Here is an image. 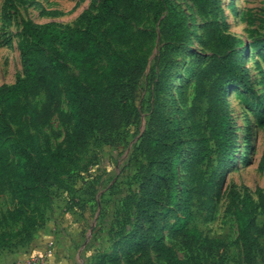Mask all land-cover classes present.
<instances>
[{
  "label": "trees",
  "instance_id": "16d2710c",
  "mask_svg": "<svg viewBox=\"0 0 264 264\" xmlns=\"http://www.w3.org/2000/svg\"><path fill=\"white\" fill-rule=\"evenodd\" d=\"M16 1L24 3L6 0L2 7L5 24L10 23L9 9ZM192 1L207 15L210 0ZM149 18L158 24L162 48L181 50L194 39L202 50L193 54L194 64L187 72L194 86L186 118L175 115L176 101L170 94V74L178 63L167 62L160 72L153 71L156 98L169 97L171 108L154 103L134 151L132 163L140 178L132 198L136 218L119 243L130 253L152 252L164 264H186L172 255L166 232L189 252H200L205 261L225 249L223 241L203 236L191 224L196 215L210 213L219 168L235 156L236 135L224 109L229 90L241 86L251 97L259 96L242 71L244 41L225 34L218 20H207L199 36L193 17L171 0H92L82 28L39 26L21 17L23 74L15 84L0 87V196L11 194L15 209L9 218L23 223L12 237L31 240L44 227L52 189L64 187L63 177L70 175L91 139H106L134 120L138 111L133 101L149 66L144 46L155 34L139 26ZM116 46L126 49L110 53ZM103 61L106 66L98 72ZM40 95L44 100L38 104ZM54 117L71 129L64 143L50 149L40 137ZM182 172L187 183L181 182ZM258 197L256 204L246 193L235 212L237 244L246 264H257L263 251L258 236H264V221L259 226L256 214L264 212V193ZM10 245L11 240L0 238V251ZM123 257L113 251L101 256L100 264H120Z\"/></svg>",
  "mask_w": 264,
  "mask_h": 264
},
{
  "label": "rangeland",
  "instance_id": "374dc122",
  "mask_svg": "<svg viewBox=\"0 0 264 264\" xmlns=\"http://www.w3.org/2000/svg\"><path fill=\"white\" fill-rule=\"evenodd\" d=\"M5 1L0 0V87L15 84L23 74L19 48L22 39L21 17L31 18L39 26L56 24L61 28H82L85 25L83 17L92 2L16 1L15 7L9 9L10 23L5 24L2 15ZM171 2L186 16L193 17L199 36L203 35L201 27L207 20H218L225 34L244 41L245 48L240 56L242 71L259 99L248 95L241 86L229 90L224 109L236 135L235 156L231 163L222 164L219 168L210 213L207 217L196 215L191 224L203 236L223 241L225 249L205 261L200 252H189L180 241L171 239L168 232L166 244L172 255L186 264H246L242 249L237 244L235 212L242 206L246 193L256 204L259 192L264 193V0H210L205 16L192 0ZM139 28L154 31L155 34L151 42L144 46L149 66L133 101L137 115L130 125L122 127L110 137L104 139L96 136L90 140L86 151L76 157V165L71 168L70 175L63 177L64 187L52 189L51 203L45 210V225L35 231L31 240L26 236L12 237L22 230L23 223L12 222L9 218V213L15 209L11 194L0 196V238L5 236L11 240V247L0 251L1 264H17L12 254L19 255L18 258L33 255L32 241L40 236L49 240L46 253L56 249L52 253L51 264H100L101 256L113 251L124 255L120 264H164L152 252L130 253L127 246L119 243L122 236L132 230L136 218L132 198L138 193L140 178L132 159L147 129L154 103L161 102L171 108L169 97L156 98L153 71L160 72L167 62L178 63L170 74V94L176 101L175 115L186 118L194 86V79H188L187 72L194 64L193 54L201 52L202 48L194 39L190 46L181 50L167 51L162 48L158 24L153 18L147 19ZM124 49L123 46H116L110 53ZM105 66L106 62L103 61L98 72ZM196 66L201 67V63ZM70 73L80 77L74 69ZM43 100L44 96L40 95L35 102L40 104ZM64 110L69 114L66 103ZM70 129L54 117L49 126L42 130L41 143L55 149L65 142L66 131ZM181 178L182 183L188 182L185 173L182 172ZM263 221L264 212L258 210L256 223L261 226ZM173 222V219L168 221L169 224ZM258 242L263 251L258 254L257 264H264V236H258Z\"/></svg>",
  "mask_w": 264,
  "mask_h": 264
},
{
  "label": "crops",
  "instance_id": "0c3cea01",
  "mask_svg": "<svg viewBox=\"0 0 264 264\" xmlns=\"http://www.w3.org/2000/svg\"><path fill=\"white\" fill-rule=\"evenodd\" d=\"M48 238H46V237H44V236H40V238H35L34 237V239H33V241H32V243H34L33 245H32V250H33V253H31V254H33V255H30L29 257H31V256H42L44 253L46 254V250H47V244H48ZM53 243V242H52ZM54 244V243H53ZM55 246V245H54ZM56 247V246H55ZM36 248V249H35ZM57 248V247H56ZM54 251V253H55V251H56V249L54 248L53 249ZM53 252H47V253H50L51 254V257H52V253ZM12 256V259H13V257H15L16 259H17V263L18 262H22V261H24V260H26L27 259V257H22V258H18L19 257V255L18 256H16V254H12L11 255ZM10 256V257H11ZM28 257V258H29ZM54 261H56V259L54 258L53 259ZM1 264V263H0ZM55 264H56V262H55Z\"/></svg>",
  "mask_w": 264,
  "mask_h": 264
},
{
  "label": "built area",
  "instance_id": "2783aa9c",
  "mask_svg": "<svg viewBox=\"0 0 264 264\" xmlns=\"http://www.w3.org/2000/svg\"><path fill=\"white\" fill-rule=\"evenodd\" d=\"M17 264H51V254L46 253L42 256H31Z\"/></svg>",
  "mask_w": 264,
  "mask_h": 264
}]
</instances>
